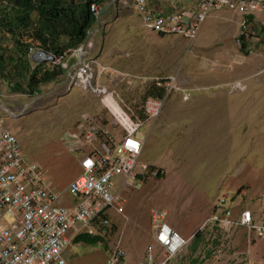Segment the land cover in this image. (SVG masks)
Listing matches in <instances>:
<instances>
[{"label":"rangeland","instance_id":"374dc122","mask_svg":"<svg viewBox=\"0 0 264 264\" xmlns=\"http://www.w3.org/2000/svg\"><path fill=\"white\" fill-rule=\"evenodd\" d=\"M136 15L133 0H106L89 34V55L99 62L95 82L113 94L106 98L111 110L123 117L124 109L144 122L140 135L150 134L141 159L160 176H145L141 186L124 191L122 213L108 210L109 226L97 232L103 244L73 242L64 255L70 264H103L120 243L127 264H140L149 245L158 255L151 210L159 208L186 237L201 231L198 242L192 238L170 264L194 259L201 264H264V238L249 240L243 228L225 231L208 222L221 194L235 196L236 212L250 209L256 217L264 212V14L244 29L237 12H214L193 42L153 31L150 39ZM6 16L14 13L0 4V19ZM245 30L250 36L242 39ZM5 35L0 32V42L13 53ZM64 60L77 59L68 53ZM69 78L66 70L33 95L15 92L7 82L0 85V117L28 160L40 164L58 191L66 190L81 171L82 155L71 154L62 143L67 130L92 116L103 130L120 136L101 98ZM166 80L174 87L164 93L159 116L148 118L144 103L154 97L153 86Z\"/></svg>","mask_w":264,"mask_h":264},{"label":"built area","instance_id":"2783aa9c","mask_svg":"<svg viewBox=\"0 0 264 264\" xmlns=\"http://www.w3.org/2000/svg\"><path fill=\"white\" fill-rule=\"evenodd\" d=\"M190 1L189 6L185 4L187 0L175 2L170 12L153 7L151 0H133V7L147 30L180 35L191 42L214 12L223 9L237 12L243 17L244 29L249 26L251 16L264 14V0ZM91 10L99 17L101 6L92 4ZM249 36L245 30L240 37ZM87 45L88 42L70 51L77 59L74 63L64 60L68 52L55 56L54 63L61 64L65 70L79 65L86 57ZM37 50L30 48V58ZM97 65L99 62L92 58L73 71L69 80L101 98L115 119L120 136L116 138L103 130L92 116H86L76 128L67 130L63 145L71 154L82 157L81 171L66 190L58 191L51 186L43 168L28 160L20 140L0 117V264H70L64 253L74 238L83 233L98 234L99 229L109 226L107 212L110 208L123 212L124 191L134 185L141 186L145 176L158 175V170L141 159L145 140L140 130L144 122L134 119L123 108V117L111 110L106 98L113 94L95 82ZM157 85L164 88L166 96L174 87L172 80L157 82ZM166 96L149 97L145 101L144 113L148 118L159 116ZM11 115L15 114L11 112ZM117 177L120 179L116 180ZM236 200L235 196L221 194L214 202L208 222L225 231L243 228L249 240L264 238V212L259 217L250 209L236 212L239 206ZM167 215L163 209L151 210V225L159 252L155 255L153 246L149 245L145 260L140 264H170L190 245L194 235H182L170 225ZM126 259L125 249L117 243L103 264H127Z\"/></svg>","mask_w":264,"mask_h":264},{"label":"trees","instance_id":"16d2710c","mask_svg":"<svg viewBox=\"0 0 264 264\" xmlns=\"http://www.w3.org/2000/svg\"><path fill=\"white\" fill-rule=\"evenodd\" d=\"M105 2L106 0H0V4L9 6L14 13L12 18L6 16L0 19V32L6 33L4 37L13 43V53L8 54L7 47L0 42V85L7 82L13 91L33 95L41 91L40 85L50 83L65 73L61 64L33 62L29 55L30 48L43 49L59 57L85 44L90 31L99 21L91 6H102ZM252 18L251 16L249 19ZM61 39H64L62 44L58 42ZM48 65H52V68H47ZM153 90L156 92L148 91V94L164 97V88L154 85ZM158 175L160 176V172ZM200 232L194 234L193 242H198ZM73 242L103 244V237L83 233L76 236ZM190 264L201 262L194 259Z\"/></svg>","mask_w":264,"mask_h":264},{"label":"crops","instance_id":"0c3cea01","mask_svg":"<svg viewBox=\"0 0 264 264\" xmlns=\"http://www.w3.org/2000/svg\"><path fill=\"white\" fill-rule=\"evenodd\" d=\"M179 0H151V5L153 6V7H155V8H158V9H162V10H164L165 12H170V11H172L173 9H172V6L175 4V2H178ZM190 3H191V1L190 0H187V2L185 3L186 4V6H189L190 5ZM136 17H137V19L140 21L141 20V17H140V15L138 14V15H136ZM142 21V20H141ZM152 33L153 32H151L150 30H148V31H146V37H148V38H153L154 39V36H152ZM154 34V33H153ZM150 134V133H149ZM149 134L148 135H140L141 137H143V139L145 140V144H146V141H147V139L149 138ZM170 225L174 228V229H176V230H178L179 231V228L182 230V232H183V228L182 227H180V226H178V228L177 227H175V226H173L171 223H170ZM180 232V231H179ZM181 233V232H180ZM182 235H183V233H181ZM185 237H186V235H184Z\"/></svg>","mask_w":264,"mask_h":264},{"label":"water","instance_id":"95a60500","mask_svg":"<svg viewBox=\"0 0 264 264\" xmlns=\"http://www.w3.org/2000/svg\"><path fill=\"white\" fill-rule=\"evenodd\" d=\"M55 56L46 50H37L32 55V61L35 63L55 62Z\"/></svg>","mask_w":264,"mask_h":264},{"label":"bare ground","instance_id":"6f19581e","mask_svg":"<svg viewBox=\"0 0 264 264\" xmlns=\"http://www.w3.org/2000/svg\"><path fill=\"white\" fill-rule=\"evenodd\" d=\"M88 42V41H87ZM91 48V43H88V45H87V54H86V57H85V59L79 64V65H77V66H70L69 68H67L66 70H67V74H68V76L70 77V74L73 72V71H75V70H77V69H79V68H81V67H83L89 60H91L92 59V57L89 55V49Z\"/></svg>","mask_w":264,"mask_h":264},{"label":"clouds","instance_id":"9594fccd","mask_svg":"<svg viewBox=\"0 0 264 264\" xmlns=\"http://www.w3.org/2000/svg\"><path fill=\"white\" fill-rule=\"evenodd\" d=\"M38 50H41V49H38ZM52 54V53H51ZM30 55V54H29ZM55 56V55H54ZM31 60H32V58H31ZM52 63H54V62H52Z\"/></svg>","mask_w":264,"mask_h":264}]
</instances>
